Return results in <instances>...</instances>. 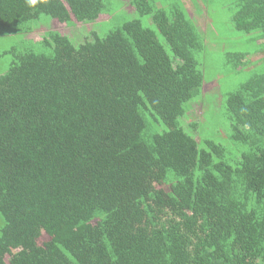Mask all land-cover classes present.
I'll use <instances>...</instances> for the list:
<instances>
[{"label":"trees","instance_id":"1","mask_svg":"<svg viewBox=\"0 0 264 264\" xmlns=\"http://www.w3.org/2000/svg\"><path fill=\"white\" fill-rule=\"evenodd\" d=\"M188 1L205 9L128 0L137 16L104 36L76 44L48 29L41 45L12 47L0 264H264V71L222 96L228 140L201 135L190 103L206 93V39ZM119 2L0 0V36L41 14L99 27ZM232 4L229 22L257 45L229 53L233 68L264 63V0Z\"/></svg>","mask_w":264,"mask_h":264},{"label":"rangeland","instance_id":"2","mask_svg":"<svg viewBox=\"0 0 264 264\" xmlns=\"http://www.w3.org/2000/svg\"><path fill=\"white\" fill-rule=\"evenodd\" d=\"M118 1H120L119 5L123 3V9L113 20H110L107 14L100 15L97 22L107 23L99 25V27L94 23L80 22L74 15H72L70 23L61 21L58 18H52L47 14H41L36 20L30 19L24 21L20 28L19 26L16 28L18 31L22 29L30 30L24 35L18 33L0 36V74L4 73L11 64L12 54L10 51L13 46L22 45L25 41L34 45H41L44 34L48 29L58 30L62 34L69 35L76 44H79L85 41V37L88 36V33L91 31L97 30L100 35L104 36L110 31L120 27L124 21L137 16L128 0H113L115 4ZM201 2L204 3L205 9H198V12L204 11L203 14H198V12L193 9V5L190 1H188L189 12L197 19L200 26L199 29L206 39V50L198 55V58H200L203 63L202 69L205 76L206 93L202 98L196 99L197 101L194 100L190 103L194 108L191 116L193 121L195 120L193 115L203 114L201 116H196V119L202 126L200 129L201 135L204 134L210 138H216L225 142L228 140L226 135H229L230 128L226 125V118L222 108V96L226 98L230 93L236 91L254 72H263L264 63L260 62L255 64V66L244 67L242 70H235L230 61L229 53L246 51L248 48L252 50L253 48L255 49L257 45L256 43L249 44V36L247 37V35L239 31L232 22H229L233 12V4L227 7H224V4L232 3L233 0H208V4L203 0H201ZM142 19L144 24L150 22V19L147 17H143ZM91 38H93V36L89 37V39ZM257 55L259 54H254V52H252L251 58H255ZM209 103L211 104L210 109H208L209 105H207ZM225 132V137L220 138L221 134ZM2 224L3 219L0 216V228ZM48 239L49 236L44 232L40 242L47 241Z\"/></svg>","mask_w":264,"mask_h":264},{"label":"clouds","instance_id":"3","mask_svg":"<svg viewBox=\"0 0 264 264\" xmlns=\"http://www.w3.org/2000/svg\"><path fill=\"white\" fill-rule=\"evenodd\" d=\"M52 2V0H25V3L30 8H35L39 4L43 5H49Z\"/></svg>","mask_w":264,"mask_h":264}]
</instances>
